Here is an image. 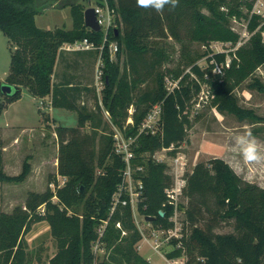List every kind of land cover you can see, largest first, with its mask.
<instances>
[{
	"label": "trees",
	"instance_id": "trees-1",
	"mask_svg": "<svg viewBox=\"0 0 264 264\" xmlns=\"http://www.w3.org/2000/svg\"><path fill=\"white\" fill-rule=\"evenodd\" d=\"M255 2L179 0L175 9L166 6L157 12L151 7L137 6L136 0H109V5L116 10L118 25L109 32V42L118 43L119 49L117 61L110 58L109 42L103 50L104 108L111 114L112 123L129 137L138 134L149 110L162 104L160 131L139 135L133 161L146 168L145 199L139 205V212L155 217L156 226L173 225L169 217L175 205L165 193L171 184L167 165L157 162L153 156L158 150L170 147H173L170 154H177L193 125V100L202 87H208L209 105L219 112L235 115L240 120L255 117L239 104L235 94L264 66V19L253 12ZM67 7L73 20L71 29L45 30L37 26V15L50 8ZM85 8L86 0H0V30L13 46L9 74L4 82L0 81V95L6 102H12L21 96L22 87H27L38 99L49 97L53 108L78 113L77 125L73 127L53 118V132L59 146L57 173L65 180L64 185L60 186L57 176L50 177L49 183H56L55 190L48 187L42 192L29 191L24 206H16L11 213L2 210L0 204V264L28 263L25 236L35 223L43 220L50 224L52 235L58 241V252L49 264H93L92 245L103 220H110L103 236L110 253L98 264H153L137 249L142 234L132 208L119 206L110 216L125 163L114 152L113 129L94 87L72 83L66 78L55 81L60 62L71 67L79 61L68 63L61 50L63 44L85 38L97 46L103 43L102 31L86 27ZM232 20L247 23L250 36L240 46L237 44L241 36L232 28ZM170 39L183 47L193 43L206 47L213 42L230 43L235 50L229 53L208 50L196 57L186 56L183 64L190 71L185 72L181 66L166 67L172 61ZM93 52L97 58L99 51ZM203 57L208 62L205 68L197 63ZM227 57L231 62L224 74L214 73L211 61L221 63ZM168 80L178 82L172 91L168 89ZM3 83L16 86L19 92L5 96L1 91ZM257 85L260 86L258 82ZM91 93L96 100L93 109L85 99ZM5 106V102L0 104V114ZM131 107L134 108L133 124L126 126ZM104 118L106 126H102ZM45 119L49 122V117ZM107 126H111L108 133ZM4 151L0 139V192L3 184L24 183L32 172L31 159H27L20 174H8L4 169ZM187 179L184 217L191 229L183 239L187 264H264V188L242 178L222 158L196 163ZM223 223H232L234 231L216 232ZM173 243L176 245L177 241ZM182 252L183 249H175L167 256L176 257Z\"/></svg>",
	"mask_w": 264,
	"mask_h": 264
},
{
	"label": "rangeland",
	"instance_id": "rangeland-1",
	"mask_svg": "<svg viewBox=\"0 0 264 264\" xmlns=\"http://www.w3.org/2000/svg\"><path fill=\"white\" fill-rule=\"evenodd\" d=\"M88 0H86L87 3ZM264 1V0H263ZM87 7L89 8L87 3ZM72 15L70 8L55 9L50 8L44 13L36 16V24L41 29L57 28L69 29L72 27ZM245 20H232L231 26L237 31L242 41H246L250 36ZM169 45L172 52V61L166 65L168 68L181 66L185 72L190 71V67H184L186 56L196 57L197 54H203L206 51L213 53L235 50L230 43L213 42L210 46H204L199 43L183 44L170 39ZM13 46L8 37L0 30V81L4 82L10 70L11 50ZM69 53V56H73ZM230 58V57H229ZM83 67L80 70L82 79L89 86H93L96 53L83 57ZM202 68L207 67L206 57L197 62ZM61 66L58 67V70ZM257 82L260 84L257 85ZM178 82L173 83L169 80L167 85L173 89ZM145 86V85H144ZM206 90V88H205ZM207 92L202 94L205 99L202 107L192 116L193 125L187 131V139L179 147L178 152L184 153L188 162L187 170L192 172L196 163L208 161L213 158H222L228 162L234 170L245 180L256 183L264 188V66L260 67L254 76L240 86L235 94L239 99V104L250 110L255 117H249L245 120L238 119L235 115L221 113L216 108L209 105ZM86 102L90 109L94 108L96 100L94 94L86 96ZM44 101L45 104L41 105ZM6 104L3 112L0 114V138L5 146L8 174L18 175L23 169V163L27 159H32V172L24 183L3 184L0 192V204L2 210L11 213L16 206H24L28 192L45 191L50 187V177L57 176L60 181L63 178L58 176V140L54 134L53 118L64 126H76L78 122V113L64 108H50L48 100L36 99L30 93L27 87H22L21 96L12 102H6L0 95V104ZM42 109V110H41ZM45 115L43 114L44 112ZM49 117V122L46 121ZM51 124V125H48ZM106 120L102 126H106ZM111 127V126H110ZM110 127L105 128V132L110 131ZM103 127H101L102 130ZM25 129V130H24ZM89 130V125H87ZM100 130V131H101ZM14 132L19 134L24 140H18L17 151H14L13 144ZM257 145V150L262 157L257 160L253 155L248 141L253 140ZM16 152V153H15ZM16 154V156H14ZM48 158L45 167H40L41 157ZM156 153L154 156L156 157ZM5 160V159H4ZM5 163V162H4ZM180 202L187 204L188 198L182 196ZM183 218V216H181ZM141 225L150 234L148 221H144L139 216ZM191 231L190 225L187 227ZM234 228L232 223H223L216 229L218 233H230ZM27 243V264H49L50 259L58 252V241L52 235L50 224L46 221L35 223L31 231L26 234ZM140 253L153 264H164L165 260L154 252L145 241L140 242ZM171 246H165L161 253L171 250Z\"/></svg>",
	"mask_w": 264,
	"mask_h": 264
},
{
	"label": "built area",
	"instance_id": "built-area-1",
	"mask_svg": "<svg viewBox=\"0 0 264 264\" xmlns=\"http://www.w3.org/2000/svg\"><path fill=\"white\" fill-rule=\"evenodd\" d=\"M88 6L93 7L95 9L96 18L98 25H100V31L104 33V39L101 46H97L95 43L90 42L87 38L85 40L76 41L74 43H65L61 47V50L68 52H80V51H99L97 56V63L95 69L94 83L93 87L98 96V101L100 106L103 108L104 115L106 119L110 122L113 129V140H114V152L121 156L124 163L125 169L122 174V181L119 184L117 191L113 197V203L110 210V216L115 212V210L119 206H130L133 210V217L135 223L142 234V239L137 244V249L140 252L141 246L140 242L145 241L150 248L159 254L164 260V264H187L188 256L185 252V248L183 246V239L188 237L190 231L187 230L189 222L185 220L184 214L177 209V204L180 202V198L182 196L185 197V189L188 184L187 176L191 172L187 170L188 162L185 158L184 153L177 152L176 155H171L170 151L173 150V147L170 148H162L158 150L156 153L158 154L154 159L157 162L165 163L167 165V174L171 177V184L165 188V193L167 198L171 203L175 205V210L172 216L169 217V221L173 223L172 226L166 228L163 225H154L153 222L148 221L150 226V234L147 233V230L144 229L141 225V221L139 220V216L143 217L144 221L146 216H143L139 212V205L142 201H144V171L146 168L142 165H135L133 161L136 158L135 146L137 143V139L142 133H152L160 131L161 122H162V104L154 105L148 112L147 116L144 118L141 126L139 127V131L137 135L127 137L121 129L115 126L111 119L110 113L104 108L102 103V93L105 88V77H104V61H103V50L105 46L109 42V32L111 30H116L117 28V13L115 8H112L109 5V0H88ZM87 3L86 8L87 9ZM253 12L262 16L264 19V1L256 0L254 4ZM92 30L91 28H89ZM244 41L240 40L237 46H240ZM108 49L110 52V58L113 61H117V52H118V43L110 41L108 44ZM123 61V58H122ZM214 64L213 72L217 74H224V70L226 67L230 66L231 59L227 57L225 62H217L215 59L211 61ZM169 81V80H168ZM206 88V90H205ZM169 90L170 89L168 87ZM206 94V98L209 99V91L207 86H203L201 92L195 96L193 100V106L191 110V117L196 114L195 112L199 110L203 102H205L202 94ZM48 105L51 108V102L48 101ZM45 102L42 101L41 105H44ZM129 115L126 126L129 124H133L134 108L131 107L129 110ZM125 126V127H126ZM155 153V154H156ZM154 154V155H155ZM60 186L64 185L65 180L60 181ZM56 183H51V189L55 190ZM54 202L57 200V197L54 196L52 199ZM44 211V207L41 209ZM183 216V218L181 217ZM110 220H103L102 224L98 227L97 233L98 238L93 242L92 252L94 256V263L98 264L104 259L108 258L110 251L107 250L105 243L103 242V236L105 233L106 226ZM118 227H121L120 223H117ZM123 234H127L126 231H123ZM176 240L177 244L175 245L173 241ZM170 245L172 248L165 253H161L162 249ZM175 249H183L181 255L176 257H168L167 253L175 250Z\"/></svg>",
	"mask_w": 264,
	"mask_h": 264
},
{
	"label": "crops",
	"instance_id": "crops-1",
	"mask_svg": "<svg viewBox=\"0 0 264 264\" xmlns=\"http://www.w3.org/2000/svg\"><path fill=\"white\" fill-rule=\"evenodd\" d=\"M72 25H73V23H72ZM71 28H69V29H71ZM45 30H52V29H45ZM62 51H63L64 56H66L67 61H69L68 63L71 62L73 64L76 61L75 59H78L79 61L76 62V64L74 63V65L71 66V67L66 66L65 65L66 62H60L57 65V67H56V78H55V81H62V80H65V78H66L68 80H71L72 83L82 82L84 85H88V84H86L84 82V80L82 79L81 74H80V70L82 69L83 63H84L83 62L84 60H82V58L85 57V56H87V55H92V54L94 55V52L93 51H80V53H77V52H68V51H64V50H62ZM69 53H73L72 54L73 56L72 57L69 56L68 55ZM96 60H97V58H96ZM97 61H96V63H97ZM59 66H61V69L60 70H58V67ZM34 98H36V97H34ZM36 99H38V98H36ZM45 99L48 100V101H50V98L49 97L44 98L43 100H45ZM51 108H53V107H51ZM11 137H13V144H11L10 147H13L14 148V151H17V149L19 148V145L16 144V143H18L20 140H24L25 138H22L16 132H14V135L11 136ZM0 138H2V137L0 136ZM17 140H18V142H16ZM14 156H16V154H14ZM41 158L42 159L39 161V163L41 165L40 167H45L44 164H46V161H47L48 158L46 157V155L43 156V157H41ZM4 159H5L4 162L6 164V154L4 155ZM31 161H32V159H31ZM8 165L9 164H6L5 165V169L6 170L8 168Z\"/></svg>",
	"mask_w": 264,
	"mask_h": 264
},
{
	"label": "water",
	"instance_id": "water-1",
	"mask_svg": "<svg viewBox=\"0 0 264 264\" xmlns=\"http://www.w3.org/2000/svg\"><path fill=\"white\" fill-rule=\"evenodd\" d=\"M84 19H85L86 27L91 28L92 30H95V31L100 30V27H99L100 25H98L95 9L93 7H89L85 9ZM1 91L5 96H13L19 92V89L16 86L3 83L1 86ZM177 209L184 214L186 212V204L179 202L177 204ZM160 214L163 216L164 211H161ZM145 219L147 221L153 222L155 220V217L146 216Z\"/></svg>",
	"mask_w": 264,
	"mask_h": 264
},
{
	"label": "clouds",
	"instance_id": "clouds-1",
	"mask_svg": "<svg viewBox=\"0 0 264 264\" xmlns=\"http://www.w3.org/2000/svg\"><path fill=\"white\" fill-rule=\"evenodd\" d=\"M137 6L139 7H151L157 12L162 11L166 6L170 9H175L179 6V0H136ZM249 146L252 149L253 155L257 160L261 159L257 145L255 144L254 139L248 141Z\"/></svg>",
	"mask_w": 264,
	"mask_h": 264
}]
</instances>
